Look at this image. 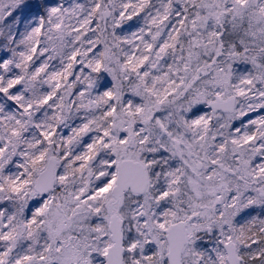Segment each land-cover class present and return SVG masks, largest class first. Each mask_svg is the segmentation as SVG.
I'll list each match as a JSON object with an SVG mask.
<instances>
[{"label": "snow or ice", "instance_id": "obj_1", "mask_svg": "<svg viewBox=\"0 0 264 264\" xmlns=\"http://www.w3.org/2000/svg\"><path fill=\"white\" fill-rule=\"evenodd\" d=\"M0 264H264V0H0Z\"/></svg>", "mask_w": 264, "mask_h": 264}]
</instances>
